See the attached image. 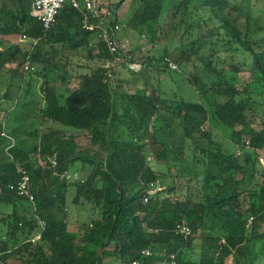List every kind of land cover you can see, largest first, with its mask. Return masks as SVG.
Listing matches in <instances>:
<instances>
[{"label": "trees", "instance_id": "1", "mask_svg": "<svg viewBox=\"0 0 264 264\" xmlns=\"http://www.w3.org/2000/svg\"><path fill=\"white\" fill-rule=\"evenodd\" d=\"M251 1L131 0L116 22L150 49L146 67L113 84L100 65L106 49L70 3L46 29L29 0H0L3 102L17 93L0 121V206L12 209L0 218V264H264V36ZM166 59L193 64L194 101L163 98L162 75L176 72ZM212 125L229 132L233 151ZM16 162L34 204L10 190ZM71 171L78 180L62 178ZM74 206L90 223L71 229ZM38 232L41 241H27Z\"/></svg>", "mask_w": 264, "mask_h": 264}, {"label": "built area", "instance_id": "2", "mask_svg": "<svg viewBox=\"0 0 264 264\" xmlns=\"http://www.w3.org/2000/svg\"><path fill=\"white\" fill-rule=\"evenodd\" d=\"M31 2V15L35 19L39 20L44 28L50 29L57 24L58 16L66 3H70L71 6L78 10L83 15V28L88 32H93L96 36V42L100 43L109 57L101 61L100 65L108 70V77L113 84H116V80L120 75L121 70H127L129 72L138 73L146 64H142L139 60L146 61V56L135 58L128 46L121 42L119 34L121 32V25L116 22V18L112 16L111 10L105 5L103 0H29ZM26 39L25 36L21 37ZM96 49L97 46L94 45ZM166 63L170 70L179 71V66L169 59H166ZM25 69H29V63L26 64ZM9 138V137H8ZM9 149L15 146V141L12 138ZM47 162L51 163L53 167H56L58 162L56 157H47ZM259 163L262 167L261 180L264 183V159L259 158ZM17 173L19 174V180L16 184L10 186V190L17 192L21 196L28 198L30 202L34 204V195L31 193V178L29 171L20 163H15ZM62 178L68 180H78L77 173L65 172ZM147 201V199H146ZM36 211V207L34 209ZM37 216V215H36ZM38 218V217H37ZM39 225L42 230L45 229V223L39 219ZM178 232L185 238L191 235V229L188 226H179ZM42 239V232L31 236L27 241L31 243L39 242ZM143 256H150L151 252L148 250L143 251ZM132 264H142L140 260L133 261ZM175 263V257L172 256L171 263Z\"/></svg>", "mask_w": 264, "mask_h": 264}, {"label": "rangeland", "instance_id": "3", "mask_svg": "<svg viewBox=\"0 0 264 264\" xmlns=\"http://www.w3.org/2000/svg\"><path fill=\"white\" fill-rule=\"evenodd\" d=\"M120 0H103L105 5L111 10L112 16L114 18H118L120 22L128 16V14L131 11V0H126L122 6L118 9L115 10L114 6L117 4ZM241 1V0H238ZM253 6V16L254 20L256 21V25L254 27V32L258 33L259 35L264 36V0L262 1H256L252 0L250 3ZM122 29L119 34V38L121 42L126 44L133 54L135 58H139L141 56H146L149 49L150 45L147 44V42L139 37L137 34H135L133 31L129 30L126 26L121 25ZM28 40L27 39H22L21 37H13L10 39V42L12 43H20L24 44ZM180 42L178 39L173 40V45L172 47H176L179 45ZM212 43L208 44V48L212 47ZM198 66H200V63H196ZM194 71V67L192 63H189L187 65H184L179 68V71L172 72L170 74H164L162 75V86H161V91L163 98L170 99L174 96V93L178 97H182L188 101H194L196 99V94L193 86L190 84L188 81L187 77ZM171 72V71H170ZM130 77V72L127 70H121L120 71V76L119 78H128ZM243 80H246V76L241 79L240 83L243 82ZM156 78L153 77V82L156 83ZM41 82L38 81L37 87H40ZM7 91V86L0 84V121L3 120L4 116L6 115V112L8 111H13L15 108V100L17 97V93H14V102H8L5 103L3 102V95ZM49 126V123H46L44 127ZM43 127V128H44ZM212 127V128H211ZM210 128L212 130L213 134V140L217 142L218 144L222 145L223 148L226 151H233L234 146L230 143L229 140V132L225 130L224 128L220 127L219 125H212ZM207 128H209V124L207 125ZM255 128L259 130L261 128V125H255ZM23 139H27L26 135L23 134L22 136ZM81 146H87L89 145V139L83 136L79 140ZM260 157L264 159V152L260 154ZM71 173H76L75 171H71ZM74 213L72 214V225L71 229H74V225L78 223H90L91 218L89 217L88 214V209H85L84 207L80 206H74L72 207ZM12 212L11 207H5V206H0V218L3 216V214H9ZM77 221V223H76ZM5 230L0 229V235H4ZM199 245V240L196 241V247ZM198 249H196L197 251ZM198 252V251H197ZM196 252V253H197ZM12 264H16V262H12ZM227 264H231V261L228 260Z\"/></svg>", "mask_w": 264, "mask_h": 264}, {"label": "crops", "instance_id": "4", "mask_svg": "<svg viewBox=\"0 0 264 264\" xmlns=\"http://www.w3.org/2000/svg\"><path fill=\"white\" fill-rule=\"evenodd\" d=\"M231 261V260H230Z\"/></svg>", "mask_w": 264, "mask_h": 264}]
</instances>
